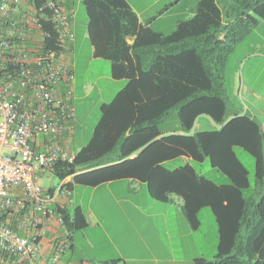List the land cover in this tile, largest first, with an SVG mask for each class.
Listing matches in <instances>:
<instances>
[{
	"label": "trees",
	"instance_id": "16d2710c",
	"mask_svg": "<svg viewBox=\"0 0 264 264\" xmlns=\"http://www.w3.org/2000/svg\"><path fill=\"white\" fill-rule=\"evenodd\" d=\"M233 1L225 10L217 0H201L191 18L164 33L141 25L126 0H83L94 55L111 62L113 78H127L128 82L110 102L101 105L93 134L76 151L74 162H59L52 172L58 180L72 176L74 183L90 186L135 178L145 182L149 194L162 202L179 195L194 229L200 226V210L209 207L218 225V251L209 263L198 264H264L262 134L248 115L236 114L227 122L230 114L224 96L229 54L244 37L241 23L250 12L264 6V0ZM40 3L38 0L37 5ZM42 21L51 34L45 42L49 47L56 34L51 22L44 17ZM185 53L191 60L187 65ZM215 53L218 67L210 64ZM195 57L200 61L197 66ZM210 76L218 82L212 88L207 84ZM174 110L183 133L165 134L161 124ZM202 113L223 125L222 132L228 131L229 146L211 153V133L192 131ZM237 146L255 159L256 194L244 193L252 182L250 171L236 153ZM179 156L198 162L209 159L228 177V183L214 182L189 163L173 169L166 166L168 160ZM71 185L67 183V187ZM55 210L72 232L88 224L80 206Z\"/></svg>",
	"mask_w": 264,
	"mask_h": 264
},
{
	"label": "crops",
	"instance_id": "0c3cea01",
	"mask_svg": "<svg viewBox=\"0 0 264 264\" xmlns=\"http://www.w3.org/2000/svg\"><path fill=\"white\" fill-rule=\"evenodd\" d=\"M62 1L73 12L72 29L76 35V6L80 2L83 3V0ZM126 1L136 12L141 25L169 33L180 21L189 19L195 14L201 0ZM228 1L230 6L234 4V1ZM11 14L16 16L19 10L13 8ZM241 25L240 30L244 36L246 33L251 34L260 29L264 25V6L245 16ZM87 35L89 37L88 20ZM218 36L223 39L226 37L225 34H218ZM76 38L66 53L68 62L70 56L76 52ZM258 38L253 44V50L245 56L248 63L246 77L243 78V84L246 86L245 104L233 103L231 109L229 108L230 115L227 122L236 114L248 115L255 120L261 130L264 149V34L263 37L259 35ZM187 54L184 55L186 65L191 62ZM216 58V53L214 58L210 57L212 67L219 66ZM194 61L195 65L200 63L198 57H195ZM117 80L123 85L122 88L128 82L127 78ZM207 84L212 88L218 82L215 77L210 76ZM175 116L174 125L170 120L171 115L162 122L165 134L183 133L180 130L177 115ZM223 129V125L216 123L208 114L202 113L197 116L192 131L201 134L211 133L212 153L220 147L231 144L227 135L228 131L222 132ZM239 148L241 147L235 148L237 154ZM175 159H182L186 162L185 164L192 165L190 161L192 158L189 156H179L168 160L165 164ZM240 160L242 161L241 158ZM46 175L49 177L53 174L47 172L42 175L40 182L43 186V179ZM48 179L50 186L44 187H55L51 177ZM66 182L72 185L68 187L67 193L57 194V203L53 209L80 206L87 217L88 224L73 232L69 245L61 251L59 261L54 263L52 257L65 240L64 226L60 225L54 216L45 217L29 206V214L38 217L39 223L47 222L46 226L40 224L36 229L34 227L19 229L22 234L39 232L41 244L39 264H103L112 260L116 261L114 264H198L199 262L209 263L217 254L218 225L209 207L200 210V214L205 210L210 219L211 231L204 232L202 220L197 229L191 227L182 208L183 198L181 196L173 194L169 202L156 200L149 194L146 183L138 179L118 178L90 186L74 183L73 177L69 176ZM263 203L264 198L260 204L261 211ZM18 218V213H2L0 222L18 228ZM0 264H26V262L19 257L0 251Z\"/></svg>",
	"mask_w": 264,
	"mask_h": 264
},
{
	"label": "built area",
	"instance_id": "2783aa9c",
	"mask_svg": "<svg viewBox=\"0 0 264 264\" xmlns=\"http://www.w3.org/2000/svg\"><path fill=\"white\" fill-rule=\"evenodd\" d=\"M0 0V216L18 213V228L0 222V251L26 264H39V232L22 234L47 222L28 212L29 206L50 215L64 226L65 240L52 257L59 261L73 232L53 206L57 194L67 193L66 177L53 192L45 188L42 175L52 173L59 162L73 163L75 75L66 53L75 41L73 12L62 0ZM17 8L19 14H11ZM51 22L50 37L42 18Z\"/></svg>",
	"mask_w": 264,
	"mask_h": 264
},
{
	"label": "rangeland",
	"instance_id": "374dc122",
	"mask_svg": "<svg viewBox=\"0 0 264 264\" xmlns=\"http://www.w3.org/2000/svg\"><path fill=\"white\" fill-rule=\"evenodd\" d=\"M219 2L225 10L231 7L228 0H219ZM231 2H233V0H231ZM87 20L85 7L83 3L80 2L76 6L75 18L77 24L76 52L74 55L70 56L69 60L75 75V128L73 136L71 137V146L74 151H78L88 143L101 117V105L110 102L123 86L117 79L111 76V62L108 59L95 57L93 55V47L87 35ZM263 34L264 25L251 34L246 33L229 54L225 69L224 96L229 103L230 109L233 103L236 105L245 104L244 95L246 86L243 84V78L246 77L248 67L245 56L253 50V44L259 39L258 36L260 35L263 37ZM175 115L176 112L174 110L170 118L173 125L176 123ZM161 127L163 128L164 124H161ZM238 154L250 171V180L252 182L251 188L246 189L244 193L246 196L256 194V187L254 185L255 160L242 148L238 149ZM190 161L197 172L203 176L218 184L228 183V177L220 170L213 167L208 159L205 160V162H198L193 159ZM185 163L186 162L182 159H175L168 162L166 166L173 169ZM49 177H51L54 185H58L59 181L54 175ZM49 177L46 175L43 179V184L46 187L50 186ZM262 211L264 214V203ZM199 219L204 222V232L211 231L210 219L205 210H203L201 214L199 212Z\"/></svg>",
	"mask_w": 264,
	"mask_h": 264
}]
</instances>
